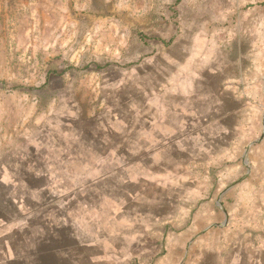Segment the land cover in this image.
<instances>
[{"label": "rangeland", "instance_id": "1", "mask_svg": "<svg viewBox=\"0 0 264 264\" xmlns=\"http://www.w3.org/2000/svg\"><path fill=\"white\" fill-rule=\"evenodd\" d=\"M243 164L264 171V0H0V264L161 236V264H260ZM196 219L216 225L189 249Z\"/></svg>", "mask_w": 264, "mask_h": 264}, {"label": "crops", "instance_id": "2", "mask_svg": "<svg viewBox=\"0 0 264 264\" xmlns=\"http://www.w3.org/2000/svg\"><path fill=\"white\" fill-rule=\"evenodd\" d=\"M220 167H223V164H219ZM215 167V166H214ZM262 169H259L256 166H249L246 164H243V166H238V174L239 178L236 182L237 187L235 188L238 195L241 197V193L245 192L246 190H251V188H254L253 192L256 191V188L254 187L257 183L264 182V171H261ZM221 185H225L230 181V178L228 176H224V178H221L220 180ZM229 192V187H226L222 190V192L219 193L220 197L222 198ZM222 212L226 216V220L228 221V217L230 215L222 209ZM261 215L260 211L257 212V214H247L248 218L257 217ZM260 218V217H259ZM213 222H210L209 226L205 228V230H199L198 221L196 219L195 222L190 223L186 232V236H190L192 240L187 245L188 248H195V244L199 242H204L207 240V236H204L206 232L210 231L216 224H212ZM159 225V222L157 220H144V227H147V232L145 233L146 237L149 238L150 234L154 231V229H157ZM165 241L164 237L161 236L160 240H157L156 243H154V247L150 246L148 243L145 245L142 244H134V247L132 248H124L120 250L119 253L116 254V256L110 255L111 260L114 262V264H136L139 263V261H145L150 262V264H161L163 262V257L165 255ZM140 245V246H139ZM185 246V247H187ZM185 248L184 246H182ZM93 261H95V258H90ZM262 263L264 264V256L260 258ZM200 262L197 263V260H195L194 264H221L220 262H213L211 258H205V259H199ZM228 264H236V259L229 258ZM223 264H225L223 262Z\"/></svg>", "mask_w": 264, "mask_h": 264}]
</instances>
